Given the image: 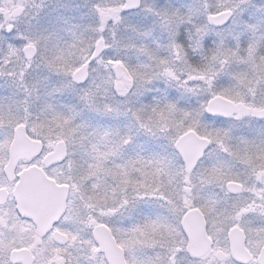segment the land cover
I'll use <instances>...</instances> for the list:
<instances>
[{
    "label": "snow or ice",
    "instance_id": "snow-or-ice-1",
    "mask_svg": "<svg viewBox=\"0 0 264 264\" xmlns=\"http://www.w3.org/2000/svg\"><path fill=\"white\" fill-rule=\"evenodd\" d=\"M0 264H264V0H0Z\"/></svg>",
    "mask_w": 264,
    "mask_h": 264
}]
</instances>
